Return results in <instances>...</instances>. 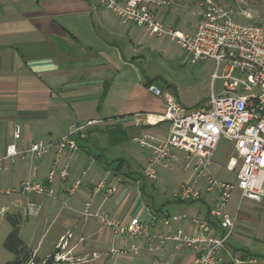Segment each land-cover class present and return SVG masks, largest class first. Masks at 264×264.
Returning <instances> with one entry per match:
<instances>
[{
    "label": "crops",
    "instance_id": "1",
    "mask_svg": "<svg viewBox=\"0 0 264 264\" xmlns=\"http://www.w3.org/2000/svg\"><path fill=\"white\" fill-rule=\"evenodd\" d=\"M159 1L162 5L157 13L166 26L170 24L174 7L168 0ZM118 20L100 0H0V106L3 112L0 119L7 127L5 140L0 139V153L12 143L14 125L23 123L26 129L20 147L35 142V138L42 134L62 137L68 133L71 124L91 120H109L106 128L120 127L121 132L132 137L133 141L144 136L154 141L168 138L170 125L158 117L165 113L166 102L161 98L155 103L149 100V96L154 94L148 86L155 84L160 88L156 78L147 77L135 82L126 80L122 88L118 85ZM119 23L123 27L121 32L127 30L128 36L136 35L138 30L143 29ZM168 28L174 26L169 25ZM152 35L156 36L145 29V39H152ZM108 49L113 51L109 53ZM123 60L128 67L137 63L135 55L123 57ZM168 92L182 104L198 106L209 99L202 97L195 103L187 97L182 100L176 86H172ZM101 129L96 128L92 133ZM144 150L146 155L139 158L137 163L145 162L149 156V152ZM65 159L62 161L65 162ZM25 160H22L20 170ZM44 160L47 161V174L34 178L44 179L51 170L54 161L52 155L41 159L37 169L42 167ZM97 160L95 173L73 197L60 193L56 200L43 201L42 211L36 218L42 217L47 230L58 226L50 243L53 251H57L58 256L69 264H164L166 261L187 264L192 258L189 250L169 248L151 252L145 248V239L129 240L113 236L105 225V218L110 222L127 223L138 216L125 215L123 209L131 194L129 185L135 179L132 173L124 174L121 178L122 163L115 168L112 164H104L101 159ZM29 163L33 165L34 162ZM16 164L8 177L10 184L6 185H17L13 184ZM83 172L84 178L88 171ZM78 178L79 175L72 177L70 172L68 185ZM118 178L124 180L125 185ZM104 179L114 184L121 183L119 187L117 185L114 196H94L95 185ZM90 201H93L92 212L96 216L85 220V204ZM142 211L145 217H140L151 221L153 228L157 221H161L146 207ZM191 220L187 232L184 230L186 233L194 231ZM165 222L169 223L167 220ZM151 233L162 234L154 229ZM81 238H85V241L82 242ZM23 241L38 257L42 239L36 247L32 246L31 241ZM133 246L138 251L135 252ZM112 250H128L129 253L111 254ZM241 253L252 255L247 251Z\"/></svg>",
    "mask_w": 264,
    "mask_h": 264
},
{
    "label": "built area",
    "instance_id": "2",
    "mask_svg": "<svg viewBox=\"0 0 264 264\" xmlns=\"http://www.w3.org/2000/svg\"><path fill=\"white\" fill-rule=\"evenodd\" d=\"M195 1L203 8L201 20L195 30L182 32L166 27L158 17L157 10L162 5L159 0H100L122 24L145 28L158 37H168L177 42L193 64L215 62L211 96L200 106L189 108L170 92L164 93L155 84H150L149 91L166 102L165 113L158 117L169 123V136L160 141L147 136L134 139L149 152L140 168L144 179L157 181L158 166L172 168L180 164L184 170L193 169L195 179L180 187L176 199L182 203L209 201L211 205L205 216L192 218L194 231L191 233L182 229L151 233L139 216L127 223L110 222L105 218V225L115 238L145 239V248L151 252L169 248L189 250L192 258L187 264H262L257 256L235 251L229 240L238 226L244 202L264 204V26L234 22L233 11L219 0ZM246 17L250 15L246 14ZM219 79L224 85L223 91L217 94L215 82ZM106 123V120H91L71 124L68 133L58 140L31 142L23 147L19 146L23 129L15 124L12 143L0 153V197L24 196L23 209L27 218L38 217L46 199L56 200L60 193L73 197L83 186L85 172L68 185L70 165L62 160L79 151L82 148L80 142L88 140L94 129ZM222 138L234 144L236 156L230 159L227 169L236 171L239 168L236 183L220 181L210 172ZM51 155L54 157L52 168L44 179L29 177L16 186H1V178L12 170L18 158L38 163ZM6 183L10 184V180ZM56 183L59 184L57 188ZM117 185L101 180L95 185L93 194L112 197L118 190ZM236 191L241 193L240 200L232 211L230 203ZM92 208L93 201L85 204V220L96 216ZM80 240L83 242L85 238ZM133 250L136 252L138 248L133 246ZM128 253V250L111 252L119 255ZM164 264L172 263L166 261Z\"/></svg>",
    "mask_w": 264,
    "mask_h": 264
},
{
    "label": "rangeland",
    "instance_id": "3",
    "mask_svg": "<svg viewBox=\"0 0 264 264\" xmlns=\"http://www.w3.org/2000/svg\"><path fill=\"white\" fill-rule=\"evenodd\" d=\"M168 1L174 7V10L172 17L169 18L170 24H166V26H174L175 29L182 32L195 29L203 10L199 2L195 0ZM219 1L233 11L232 20L234 22L242 25L258 24L264 26V0H241V3H239V0ZM246 14L250 17H246ZM158 17L161 19L160 16ZM119 22L118 20V85L120 88L124 86L123 82L126 80L135 82L152 77L156 78V83L164 93H167L172 86H176L180 91L182 100L187 97L195 103L202 97L211 96L210 86L212 76L216 70L215 62L207 61L193 64L185 50L170 38L152 35V39H145L144 28L138 30L136 35L130 34L128 36L127 30L124 33L121 32L123 27L120 26ZM188 22L191 26H188ZM127 28L129 29L130 26ZM107 51L111 53L113 50L108 49ZM132 55L137 57V63L133 67H128L123 57L128 58ZM141 55H144V57ZM223 85L224 82L221 79L215 82V92L217 94L223 91ZM149 100L155 103L160 99L150 95ZM183 104L189 108L197 107L196 104ZM2 113L0 106V116H3ZM106 122L108 123L107 120ZM22 125V129L25 131L26 124L23 123ZM6 128L5 122L0 119L1 141L5 140ZM100 128H102L101 131L92 133L88 140L80 142V146L83 148L72 156L66 157L65 162L70 165L72 177L74 175L80 177L83 171H88L86 172L88 175L83 178L85 184L87 179L95 173L94 169L98 166L97 159H101L100 161L104 164H112L115 168L122 163L121 178L124 174L132 173L135 179L129 185L131 194L124 205V214L129 213V215L140 217L143 216L141 214L143 207L151 210L152 214L160 218L161 221H157L153 228L150 224L151 221L142 218L149 232L153 229L158 233L170 229L174 231L183 229L187 232L191 217L198 214L203 216L208 212L210 203L207 204L201 201L182 203L176 199L180 187L195 179L193 169L184 170L180 164L172 168L158 166V180L155 182L146 180L140 175L141 165L145 162L139 161V163H142L140 165L137 161L140 160L139 158L144 157L147 152L135 143L132 137H128L121 132L120 127L110 126L106 128L102 126ZM59 138L56 134L53 136L42 134L35 138V142L48 143ZM235 156L234 144L228 139L222 138L210 166L211 174L220 181L236 183L239 168L236 171L227 169L230 159ZM29 161V159H26L23 162L22 170H20L22 159L18 158L17 170L13 172V184H17L20 179H27L36 175L43 177L47 174L46 160L41 162L42 167L39 170L37 169L39 164L33 163L32 165ZM10 175L9 172L1 178L3 188H6V181ZM120 181L125 185L124 180ZM121 183L118 184V187ZM55 187L57 188L58 184H55ZM240 194V191H236L233 195L230 203L232 211H235L239 204ZM25 200L26 198L20 194L0 197V264H6L8 261L15 259L14 254L4 247V241L12 231V226L5 218V212H19L21 214V239L31 241L33 247H36L42 239L43 245L38 251V257L41 260L47 259L54 252L50 243L54 240V233L58 226L56 225L52 230H47V224H44L42 217L27 218L23 209ZM166 220L170 224H167ZM229 244L240 253L247 251L257 256L264 264V204L258 205L249 200L244 202L241 218L229 240Z\"/></svg>",
    "mask_w": 264,
    "mask_h": 264
},
{
    "label": "trees",
    "instance_id": "4",
    "mask_svg": "<svg viewBox=\"0 0 264 264\" xmlns=\"http://www.w3.org/2000/svg\"><path fill=\"white\" fill-rule=\"evenodd\" d=\"M4 215L12 226V231L4 241V247L15 256L14 260L6 264H69L68 261L59 258L57 251H54L47 259L40 260L20 237L21 214L5 212Z\"/></svg>",
    "mask_w": 264,
    "mask_h": 264
}]
</instances>
